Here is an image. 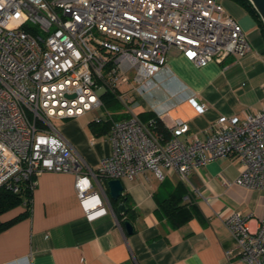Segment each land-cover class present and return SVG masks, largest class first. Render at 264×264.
<instances>
[{
    "label": "built area",
    "instance_id": "2783aa9c",
    "mask_svg": "<svg viewBox=\"0 0 264 264\" xmlns=\"http://www.w3.org/2000/svg\"><path fill=\"white\" fill-rule=\"evenodd\" d=\"M171 48L197 68L251 51L222 0H0V188L16 192L20 181L35 178L33 188L42 172L72 173L93 221L106 212L108 180H134L149 170L161 181L164 169L185 180L208 161L237 157L243 169L235 184L264 190V109L243 121L220 116L204 140L185 142L186 122L174 120L164 139L153 132L155 118L141 122L134 102L121 98L122 85L155 77ZM107 91L129 117L95 119L110 121L111 152L96 171L84 172L52 121L100 110ZM223 224L241 264H264V215L254 231L240 211ZM7 264L32 263L24 257Z\"/></svg>",
    "mask_w": 264,
    "mask_h": 264
},
{
    "label": "crops",
    "instance_id": "0c3cea01",
    "mask_svg": "<svg viewBox=\"0 0 264 264\" xmlns=\"http://www.w3.org/2000/svg\"><path fill=\"white\" fill-rule=\"evenodd\" d=\"M223 6L242 27L251 51L197 68L169 49L167 62L155 77L120 87L134 102L132 112L141 122L157 118L168 129L180 119L189 127L182 140L191 142L204 140L220 116L243 121L264 109V38L251 15L229 0ZM88 114L92 118L82 119ZM97 117L120 121L129 115L121 111L116 119L103 106L76 119L57 121L74 157L84 161V172L96 171L99 160L111 152L108 133L96 137L89 128ZM242 169L237 157H224L208 161L185 180L164 169L160 181L147 170L134 180L121 181L123 193L117 202L102 196L106 212L93 221H88L76 197L74 174L42 172L36 177L28 211L23 203L0 214V223L26 214L0 232V264L24 257L32 264H241L223 217L240 211L254 231L264 215V190L235 184ZM178 184L186 189L183 203L195 207L196 215L174 228L158 207ZM93 187L97 190L95 183ZM122 203L126 213L116 210ZM126 221L132 226L130 234L123 227Z\"/></svg>",
    "mask_w": 264,
    "mask_h": 264
},
{
    "label": "trees",
    "instance_id": "16d2710c",
    "mask_svg": "<svg viewBox=\"0 0 264 264\" xmlns=\"http://www.w3.org/2000/svg\"><path fill=\"white\" fill-rule=\"evenodd\" d=\"M229 1L239 6L241 9H243L246 13H248L254 18L260 29L261 35L264 38V27L259 19V16L252 8L250 3L247 0ZM101 99L103 102V106L109 111H115L120 108V102L117 99V96L111 93L110 91L104 93L101 96ZM117 114L118 113H116V115ZM116 115H114L115 118ZM155 119L156 124L153 128V132L158 136H162L164 139H168L170 137L169 131L164 128L162 122L159 119ZM89 128L94 136L100 137L109 132L110 121H92L89 123ZM33 180H35V178L27 181H20L18 183V190L16 192L0 188V214L23 203H25L28 211L30 197L33 189L31 187ZM185 195L186 189L183 185L178 184L174 191L166 199L160 202V205L158 207V213L163 218H165L169 222V224L174 228L182 226L196 215L195 207H190L189 205L183 203V198ZM25 215L26 214H23L20 217H23ZM20 217L15 218L6 223H0V232L15 223L17 220L20 219Z\"/></svg>",
    "mask_w": 264,
    "mask_h": 264
},
{
    "label": "water",
    "instance_id": "95a60500",
    "mask_svg": "<svg viewBox=\"0 0 264 264\" xmlns=\"http://www.w3.org/2000/svg\"><path fill=\"white\" fill-rule=\"evenodd\" d=\"M247 1L250 3L252 8L255 10V12L259 16V19L264 27V0H247ZM103 189L106 191L108 200L117 202L122 197L123 184L121 180H118V179L108 180L106 181V183H104ZM116 210L121 213L127 212L123 203L119 204ZM123 227L127 234L132 233V226L129 222L127 221L124 222Z\"/></svg>",
    "mask_w": 264,
    "mask_h": 264
},
{
    "label": "rangeland",
    "instance_id": "374dc122",
    "mask_svg": "<svg viewBox=\"0 0 264 264\" xmlns=\"http://www.w3.org/2000/svg\"><path fill=\"white\" fill-rule=\"evenodd\" d=\"M225 2V0H222V4ZM225 8V7H224ZM227 11V10H226ZM232 16V15H231ZM234 18V17H233ZM235 19V18H234ZM151 80V79H150ZM121 90V91H120ZM120 90H119V93H120V95H121V93H122V95H121V98L122 99H124V101H125V99H128L129 97L127 96V94L126 93H123V90H122V88H120ZM139 90H142L141 88L139 89ZM130 107H133L132 105H129ZM130 109H132L133 110V108H130ZM126 112V109H125V107H124V105L121 103V101H120V108L118 109V110H115V111H113V110H111V111H109L110 112V114H112L113 116L114 115H116V113H119V112ZM135 111V110H134ZM91 112H95V111H91ZM90 115L88 114V115H86V116H84L82 119H85V120H89L90 119ZM93 117H95V116H93ZM92 118V117H91ZM52 124L53 125H55L56 127H58V125H59V123L58 122H56V121H52Z\"/></svg>",
    "mask_w": 264,
    "mask_h": 264
}]
</instances>
